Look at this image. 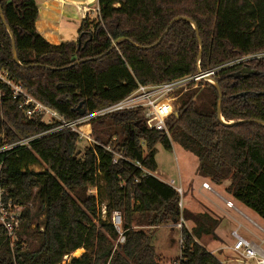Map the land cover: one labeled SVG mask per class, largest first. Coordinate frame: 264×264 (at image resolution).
<instances>
[{
  "label": "trees",
  "instance_id": "trees-1",
  "mask_svg": "<svg viewBox=\"0 0 264 264\" xmlns=\"http://www.w3.org/2000/svg\"><path fill=\"white\" fill-rule=\"evenodd\" d=\"M0 5V73L23 91L0 81V183L5 201L23 208L13 246L0 225V264H63L79 250L69 264H162L153 232L181 218L194 227L180 230L175 264H223L199 243L219 239L221 220L180 208V194L156 176L157 146L172 151L176 143L196 156L201 177L230 181L226 192L264 220V58L242 61L264 54V0H98L99 16L88 14L77 41L60 45L38 33L36 0ZM199 66L222 67L218 87L201 82L179 96L167 121L171 140L146 127L140 108L91 120L93 146L27 115L33 105L25 94L73 121L123 100L139 83L164 84ZM107 147L127 160L114 163Z\"/></svg>",
  "mask_w": 264,
  "mask_h": 264
},
{
  "label": "built area",
  "instance_id": "built-area-1",
  "mask_svg": "<svg viewBox=\"0 0 264 264\" xmlns=\"http://www.w3.org/2000/svg\"><path fill=\"white\" fill-rule=\"evenodd\" d=\"M89 12V10L84 11L83 18L87 17ZM96 13L99 16V9H97ZM256 58H264V54L246 57L242 61ZM229 66H232V64ZM221 68L222 67L204 71L199 66L197 73L164 84L145 85L139 83L138 88L123 100L102 110L84 115L73 121L65 119V117L60 115L57 111L52 110L46 105L36 101L31 96L25 94V105H33V108L28 110L27 115L29 118L34 115H41L42 121L47 124L57 122L58 126L54 129L55 131L68 130L70 132L77 133L79 139L83 143L87 146H93L99 143L93 135L91 120L113 113L140 108L142 109L143 121L146 127L150 130L163 132L169 137V139H171L167 121L174 112L175 102L179 96L191 88L198 87L201 82L216 86L217 83L215 76ZM0 81L10 84L14 88L16 95L23 93L20 87L13 85L11 81L6 80L5 73H0ZM46 117H48V121L45 120ZM21 144H28V141H23ZM3 150L5 149L0 150V152ZM107 150L114 154V163H117L119 159L127 160L120 152H116L110 147H107ZM135 166L140 168L142 167L140 162H136ZM168 184L175 188L180 194L181 199L179 206L183 209L184 189L182 186H176L174 181H169ZM203 188L208 191H213L207 183L203 184ZM91 193H95V191L92 190ZM6 194V190L1 187L0 183V225L4 227L7 239L10 241L11 246H13L16 230H18L21 225V212L23 208L14 204L12 200L5 201ZM226 206L229 209H234L235 211L237 210L231 201H226ZM103 213L105 214V208L103 209ZM112 221L118 230H120L122 220L118 213L113 215ZM183 225H186V221L183 218H181V221L178 224H175V226L180 230L183 228ZM230 235L232 243L227 245L225 248L229 251L230 255L229 259L224 261V263L222 262L223 264H264V243L259 245L254 243L244 237L239 230L231 231ZM120 239V242H125V238L123 236H121ZM182 243L183 241L181 239V246Z\"/></svg>",
  "mask_w": 264,
  "mask_h": 264
},
{
  "label": "rangeland",
  "instance_id": "rangeland-1",
  "mask_svg": "<svg viewBox=\"0 0 264 264\" xmlns=\"http://www.w3.org/2000/svg\"><path fill=\"white\" fill-rule=\"evenodd\" d=\"M85 1L86 0H79V2L81 4H84ZM87 1H89V0H87ZM90 6L94 7L95 3H94V5L91 4ZM77 13H78V15L80 17V21H81V19H82L81 15L82 14L79 12H77ZM93 14H94L93 15V17H94L96 15V13L94 12ZM96 17L97 16H95L94 18H96ZM69 27H72V26H69ZM63 31H65V30H63ZM73 40L75 41V39H72L71 41H73ZM68 41H70V40H68ZM45 120L48 121L49 120L48 117H46ZM83 146H86V144L84 143ZM157 150H158V152L156 155V161H157L158 168H159L157 171V174H156L157 177H160V178L167 180V181H174L176 186H180V181H181V179H180V167H181V169L187 171L186 173H184L185 178L187 176L189 178L190 174L192 175L193 173H195V175H196V170L199 167L198 158L196 156H194L193 154L186 152L178 144L173 143V150L172 151H167L162 145H158ZM32 170H34L35 172H43L46 170V166L44 165L43 167H33ZM202 183L203 182L201 181V179L196 181V184L193 187V194L189 193L190 191H188V184L186 183V181H184L183 184L181 183L183 188H184V199H183L184 209H185V207L193 208L194 207L193 203L199 202L198 199L205 202V204H207V206L211 207L214 211H216L217 214L214 211H212L211 208L207 209V206L205 208L202 205L200 207V209L204 213L209 212L217 218H218V216L220 217L219 219L221 220V224L216 231L224 239L229 234V242L227 244H231L232 239H231L230 233H231V230L233 227L232 226L233 222L230 223L229 218L222 211L225 208L224 202L220 199V197H218L217 194L214 195L213 194L214 192H212V191H204V192L200 193V188L202 187ZM213 189L215 190V192H219V190L216 186H213ZM221 195L223 198L227 199L226 193L221 192ZM29 207L33 211H35L38 206L36 203L33 202V203L29 204ZM218 207H220V210L217 209ZM236 208H237L236 214H235L236 216L239 215L243 219L244 222H247V220L245 221L246 217L243 215V214H245L251 219L252 222H255L262 229H264V223L262 221H260L259 219H257L253 214H251L249 211L244 209L242 206L237 205ZM226 210L229 212L231 211L229 209H226ZM43 219H44V217L42 216L40 218V220H43ZM186 226L188 227V229L190 228V224L187 221H186ZM35 227H36V225L33 226V229H35ZM256 230H257L258 234H260L258 229H256ZM22 238L28 241V245L32 244L34 246L37 244L36 240L33 237H30V236L26 237V235H23ZM153 238H154V244L157 247L158 259L162 264H175L176 260L182 257L181 244H180V242H181V231H180V229L175 228L173 230L172 226L171 227L158 228V229L154 230ZM120 240L121 239H119L116 244H118V243L122 244V242H120ZM16 241H17V239L14 240V244L16 243ZM220 242L221 241H219V240H213L211 238L208 239V237H206L201 241L200 244L202 246H204L205 248L209 249L210 251L214 252L213 250L221 247ZM228 252L225 251L224 254H227ZM83 253H84V250H79V251L75 252L72 256L66 257L63 264H69L72 257H79ZM214 254L218 259L223 260V258H225L223 253L214 252Z\"/></svg>",
  "mask_w": 264,
  "mask_h": 264
},
{
  "label": "crops",
  "instance_id": "crops-1",
  "mask_svg": "<svg viewBox=\"0 0 264 264\" xmlns=\"http://www.w3.org/2000/svg\"><path fill=\"white\" fill-rule=\"evenodd\" d=\"M36 2L38 5V11H39L38 19L36 21V29H37L38 33L48 43H50L52 45H60L64 42H72L71 41L72 39H75V41H77L78 32H79V29L81 27V23L84 19L83 18L84 11L89 10L90 11L89 15L93 19H95L94 18L95 16H98V14L96 13L97 9H99L98 8V0H89V1L86 0L84 4H81L79 2V0H36ZM94 3H95L94 7L90 6L91 4L94 5ZM77 12L82 14L81 15V17H82L81 21H80V17H79ZM94 12L96 13V15L93 17ZM69 26H72V27H69ZM63 30H65V31H63ZM68 40H70V41H68ZM198 169H199V167L196 170V175H195V173H193L192 175L190 174L189 178H188V176L185 178L184 173H186L187 171L181 169V167H180V179H181L180 186H182L183 182L186 181V183L188 184V191H190L189 193H192V194H193V187L196 184V181L199 179H201V181L203 182L202 187L200 188V193H202L204 191H208V190L203 188L204 183L209 184L212 189H213V186H216L220 193L215 192L214 189L212 192H214L213 193L214 195L217 194L218 197H220V199L224 202L225 208L222 211H223V213H225L227 215V217L230 220V223L233 222V224H232L233 227H232L231 231L239 230V232L244 237L248 238L249 240L253 241L254 243H256L258 245L264 243V229H262L255 222H252L251 219L245 214H243V215L247 218V219L245 218V221L247 220V222H244L243 219L239 215H237V216L235 215L236 211L234 209H229L226 206V201H231V202H233L235 208L237 205L242 206L244 209L249 211L257 219H259L260 221H262L264 223V220L262 218H260L254 211L247 208L242 203L236 201L230 194H228L226 192V189H227V187H229L231 182L225 181L220 185L214 184L210 179L201 177L199 175ZM158 178L165 183L169 182V181L164 180L160 177H158ZM182 188H183V186H182ZM221 192H224L227 194V199L222 197ZM198 201L199 202L193 203V206H194L193 208L185 207V209H188V210L195 212V213H204V212H202L200 207L203 205L206 208L207 204H205V202H203L200 199H198ZM210 208L211 207L207 206V209H210ZM217 209L220 210V207H218ZM226 209H229L231 211L229 212ZM211 210L214 211L212 208H211ZM214 212L217 214L216 211H214ZM218 218H220V217L218 216ZM189 224H190L189 229L194 227V224L192 222H189ZM171 226H172L173 230L175 228H177L175 226V224H173ZM256 229H258L260 234H258ZM216 235L219 238L218 240L221 241L220 242L221 247H219L218 249L216 248L213 251L224 254L225 251H227L225 248L227 247V245H230V244H227L229 242V234L227 235V237L225 239L221 235H219L217 233V231H216ZM204 238H206V237H203L199 241V243H201V241ZM208 239H210V237H208ZM263 248H264V244H263ZM207 250L210 251L209 249H207ZM210 252L214 254V252H212V251H210ZM229 255H230V253L228 252L227 254H224L225 258H223V260L222 259H219V260L224 263V261L229 259Z\"/></svg>",
  "mask_w": 264,
  "mask_h": 264
},
{
  "label": "water",
  "instance_id": "water-1",
  "mask_svg": "<svg viewBox=\"0 0 264 264\" xmlns=\"http://www.w3.org/2000/svg\"><path fill=\"white\" fill-rule=\"evenodd\" d=\"M0 14H1V19L2 20H4V17H3V15H2V7H1V5H0ZM186 20H189V19H186ZM7 28H8V31L10 32V35H11V37L13 38L14 37V35H13V33L10 31V29H9V27L8 26H6ZM194 28L197 30V27H196V25H194ZM167 33V32H166ZM200 43H202L201 42V40H200ZM202 45V44H201ZM13 49H14V58H15V60L16 61H18V57H17V54H16V46H15V43L13 42ZM200 58H201V54H200ZM216 87H218V84H216ZM220 91V90H219ZM220 98L222 99V95L220 94ZM218 113H219V117H220V120L223 122V123H225L226 124V122L224 121V119L222 118V116H221V104L219 105V109H218ZM85 114V110H82L81 111V115H84ZM234 122H232V123H230L229 125H231V124H233Z\"/></svg>",
  "mask_w": 264,
  "mask_h": 264
}]
</instances>
